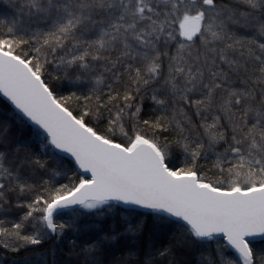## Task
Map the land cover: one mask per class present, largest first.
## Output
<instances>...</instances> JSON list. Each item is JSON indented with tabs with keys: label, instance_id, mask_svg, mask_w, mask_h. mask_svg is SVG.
<instances>
[{
	"label": "snow or ice",
	"instance_id": "obj_1",
	"mask_svg": "<svg viewBox=\"0 0 264 264\" xmlns=\"http://www.w3.org/2000/svg\"><path fill=\"white\" fill-rule=\"evenodd\" d=\"M17 4L21 20L26 13L48 27L31 32L20 20L5 21L0 94L43 130L47 145L89 175L20 203L34 189L26 170L46 169L47 162L21 155L29 146L13 142L6 124L0 129V212L14 196L15 207L27 211L11 231L0 233L39 245L42 236L80 230L78 220L56 222L66 210L106 218L108 228L81 248L85 264L90 257L96 264L95 256L113 242H139L150 217L157 230L174 229L175 239L163 249H153L149 239L145 264H181L178 251L200 253L197 264H264V254L251 246V238L264 239V0H17L12 6ZM96 65L103 72L97 74ZM49 66L69 84L87 82L89 94L58 96L44 78ZM148 92L159 115L142 119L137 99ZM73 98L85 101L79 115L69 105ZM103 110L111 135L85 119H101ZM209 152L215 180L200 167ZM177 156L182 167L173 164ZM26 223L33 235L21 234ZM216 237L239 262L226 259L222 248L213 255L204 242ZM134 254L130 248L128 256Z\"/></svg>",
	"mask_w": 264,
	"mask_h": 264
},
{
	"label": "trees",
	"instance_id": "obj_2",
	"mask_svg": "<svg viewBox=\"0 0 264 264\" xmlns=\"http://www.w3.org/2000/svg\"><path fill=\"white\" fill-rule=\"evenodd\" d=\"M219 2L229 3L230 0H219ZM16 3L17 0H0V28L6 26L5 21L11 23L16 19L24 23L31 32L47 29L48 25L45 21H37L35 18L29 19L26 13L21 20L18 4L17 7L12 6V4ZM23 38L28 39V34H23ZM169 49L171 52H174L175 45H169ZM96 68L97 74L103 72L102 65H96ZM107 75L108 74L105 73V76ZM57 76H59L60 79H55ZM44 78L53 87L58 96H68L75 93V96L83 97L89 94L90 85L87 82L82 84H69L63 79V73L55 69L54 66L48 67V71L45 73ZM101 87L103 88L104 85H101ZM105 91H107V89H105ZM137 102L142 106V119L159 115L158 112L153 111L155 106L152 103L150 92L142 97H138ZM69 105L74 114L79 115L84 110L85 101L83 99L77 101L73 98L69 101ZM103 112L104 115L101 119L86 117V122L95 127L101 134L111 135V132L108 130L107 110H103ZM189 115H191V113H189ZM13 117L15 119H13ZM193 119L199 124L200 121L198 118L193 117ZM209 122H211L210 119ZM6 124L10 125V127L6 129V132L13 142L29 146L27 149L21 150V155L27 154L33 158H39L47 162L46 169L37 168L35 170H26L24 179L33 184L34 189L30 194L21 197L19 200L20 203L31 202L35 195L46 194L45 189L54 190L64 184L79 182V177L81 175L76 171L72 162L54 153L47 145V141L44 137L19 118L9 105L0 98V129H4ZM130 128L131 123L126 120L125 131H129ZM193 135H196L195 131H193ZM115 138L120 141L124 139L119 129L116 130ZM216 147L217 150L222 151L219 145ZM208 157L207 161L203 158L200 160V167L208 173L209 179L215 180L217 178L213 174L215 170L212 169L209 171L215 156L209 152ZM182 159V156H177L173 164L176 167H182ZM53 170L59 172L60 175L53 176ZM45 181H47V183H45ZM16 202L14 196L12 198V206L5 212H0V221H2V223H0V229L11 231L12 224L19 222L23 214L27 211V208L15 207ZM78 212L84 213L85 211L78 210ZM74 219L78 220L79 231H68L64 234L63 238L51 234L42 236L43 242L39 245H28L15 235L0 233V264H85V257L81 251L85 241L90 239L91 236L101 228L106 230L111 221L106 218L87 214L77 216L73 214L71 210H68L64 214L58 215L56 217V222L71 223ZM32 223H26L25 227L20 230L22 235L34 234ZM102 234L103 233H101V235ZM149 239L151 240L153 249H163L174 242V229L165 227L157 230L154 228L153 220L149 217L145 225L144 235L139 242H130L127 240L113 242L109 247L101 249L94 260L96 264H117V261L121 260H126L127 264H145L148 251L147 242ZM217 240H219V244L216 243ZM204 243L210 245V250L213 255L216 254L217 249L222 248L226 259L239 262L221 239H214L211 242ZM251 246L253 247L254 253L258 255L264 254V241L251 243ZM130 248H133L135 252L131 257L128 256V250ZM204 255L207 256V251L204 252ZM199 259L200 253H197L195 256H189L178 251L176 255V260L180 261L181 264H184V262L197 264ZM87 264H93V258L90 257Z\"/></svg>",
	"mask_w": 264,
	"mask_h": 264
},
{
	"label": "water",
	"instance_id": "obj_3",
	"mask_svg": "<svg viewBox=\"0 0 264 264\" xmlns=\"http://www.w3.org/2000/svg\"><path fill=\"white\" fill-rule=\"evenodd\" d=\"M0 98H1L2 100H4V101L9 105V107L13 110V112H14L19 118H21L24 122H26L31 128H33L34 130H36L37 132H39L43 137L46 136V134L43 132L42 129H39L38 126L32 124L30 121L27 120L26 117H23V115H22L21 113H19L18 110H15L14 105H12L11 102H10L6 97H4L2 94H0ZM48 146H49V147L51 148V150H52L54 153H56L57 155H59V156H61V157H64V158H67L68 160H70V161L72 162V164L74 165L76 171H77L80 175H89V174H85V173H83L82 170H80V169L78 168V166L75 164L74 158L70 157V155H68V154H66V153H61V152H59L58 150L53 149L50 145H48ZM75 207H76L78 210L85 211V210H83V209H79V206H75ZM120 207H124V206L121 205ZM136 210H137V211H143V210H141V209H136ZM66 211H68V210H66ZM215 239H221V240H222V238H220V237H216ZM222 241H223V240H222ZM251 241H252V243H254V242L264 241V239L257 237V238H251ZM223 243H224L225 246L231 251V253L235 256V258L239 261V257H238V255H237V254H236V253H235L230 247H228V246L226 245V242H225V241H223ZM240 264H242V262H240Z\"/></svg>",
	"mask_w": 264,
	"mask_h": 264
}]
</instances>
